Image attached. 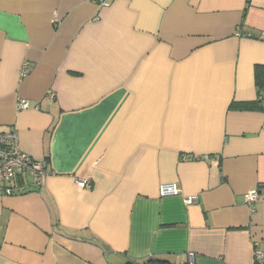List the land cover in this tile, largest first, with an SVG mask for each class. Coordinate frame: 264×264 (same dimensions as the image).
Returning <instances> with one entry per match:
<instances>
[{"label": "crops", "instance_id": "0c3cea01", "mask_svg": "<svg viewBox=\"0 0 264 264\" xmlns=\"http://www.w3.org/2000/svg\"><path fill=\"white\" fill-rule=\"evenodd\" d=\"M103 1L0 0V132L46 173L0 183V264H254L264 0Z\"/></svg>", "mask_w": 264, "mask_h": 264}, {"label": "built area", "instance_id": "2783aa9c", "mask_svg": "<svg viewBox=\"0 0 264 264\" xmlns=\"http://www.w3.org/2000/svg\"><path fill=\"white\" fill-rule=\"evenodd\" d=\"M100 5H106V2L100 0ZM28 105L27 101L22 100L17 104L16 109L19 111L25 110ZM45 175L44 164L34 161L20 149L18 137L14 131L0 132V183L3 185L2 190L5 194L13 195V186L19 177L29 178L36 187H40ZM87 183L88 181H79L77 185L80 188H84ZM178 194L179 190L175 183H162L159 186V195L161 197H174ZM257 199V190L250 191L245 197V203L251 212L254 211ZM263 262L264 254L260 253L255 257L254 264Z\"/></svg>", "mask_w": 264, "mask_h": 264}, {"label": "trees", "instance_id": "16d2710c", "mask_svg": "<svg viewBox=\"0 0 264 264\" xmlns=\"http://www.w3.org/2000/svg\"><path fill=\"white\" fill-rule=\"evenodd\" d=\"M259 70V69H258ZM257 70V72H256V84H257V86L259 87V99H258V101L260 102V103H262V105H264L263 103H264V72H260V71H258ZM13 188H14V186H13ZM14 194V193H13ZM126 264H138V263H126ZM141 264H165L164 262H162V261H145L144 263H141ZM261 264H264V262L263 263H261Z\"/></svg>", "mask_w": 264, "mask_h": 264}]
</instances>
